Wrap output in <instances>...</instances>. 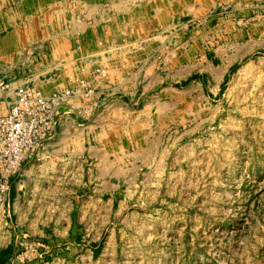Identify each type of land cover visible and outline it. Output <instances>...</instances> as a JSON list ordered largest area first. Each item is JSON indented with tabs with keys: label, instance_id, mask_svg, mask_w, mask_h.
<instances>
[{
	"label": "crops",
	"instance_id": "crops-1",
	"mask_svg": "<svg viewBox=\"0 0 264 264\" xmlns=\"http://www.w3.org/2000/svg\"><path fill=\"white\" fill-rule=\"evenodd\" d=\"M237 24L264 42V0H0V115L21 85L73 91L9 178L0 264L115 263L184 198V165L254 49Z\"/></svg>",
	"mask_w": 264,
	"mask_h": 264
},
{
	"label": "rangeland",
	"instance_id": "rangeland-1",
	"mask_svg": "<svg viewBox=\"0 0 264 264\" xmlns=\"http://www.w3.org/2000/svg\"><path fill=\"white\" fill-rule=\"evenodd\" d=\"M213 15L190 20L192 32ZM246 25L233 32L254 49L226 77L219 116L184 165V198L153 213L109 264H264V42Z\"/></svg>",
	"mask_w": 264,
	"mask_h": 264
},
{
	"label": "built area",
	"instance_id": "built-area-1",
	"mask_svg": "<svg viewBox=\"0 0 264 264\" xmlns=\"http://www.w3.org/2000/svg\"><path fill=\"white\" fill-rule=\"evenodd\" d=\"M6 84L0 79V88ZM71 89L49 95L28 86H18L6 100L7 111L0 115V201L9 189V178L19 173L22 162L37 155L58 123L59 107L72 95Z\"/></svg>",
	"mask_w": 264,
	"mask_h": 264
}]
</instances>
